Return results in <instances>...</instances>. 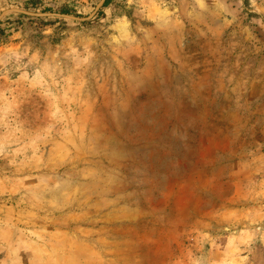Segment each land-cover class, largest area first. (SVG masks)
<instances>
[{"label": "rangeland", "instance_id": "1", "mask_svg": "<svg viewBox=\"0 0 264 264\" xmlns=\"http://www.w3.org/2000/svg\"><path fill=\"white\" fill-rule=\"evenodd\" d=\"M101 1L0 0V264H264V0Z\"/></svg>", "mask_w": 264, "mask_h": 264}, {"label": "water", "instance_id": "2", "mask_svg": "<svg viewBox=\"0 0 264 264\" xmlns=\"http://www.w3.org/2000/svg\"><path fill=\"white\" fill-rule=\"evenodd\" d=\"M105 1H106V0H102V1L100 2V4L96 7V9L94 10V12H93L90 16H88V17H86V18H79V17H77V16L66 15V14H59V15H61V16H68V17H70V18H72V19L86 20V19H89V18H91L92 16H94V15L96 14V12L99 10V8H100L101 6H103V4L105 3ZM17 11H19V12H23V13H29V12H26V11H23V10H17ZM32 14H34V15H38V16H41V15H44L45 13H32Z\"/></svg>", "mask_w": 264, "mask_h": 264}, {"label": "trees", "instance_id": "3", "mask_svg": "<svg viewBox=\"0 0 264 264\" xmlns=\"http://www.w3.org/2000/svg\"><path fill=\"white\" fill-rule=\"evenodd\" d=\"M110 3V0H107L106 4L105 5H108Z\"/></svg>", "mask_w": 264, "mask_h": 264}]
</instances>
